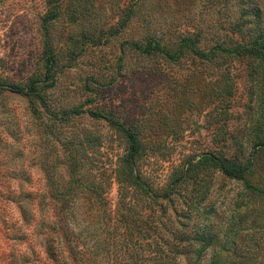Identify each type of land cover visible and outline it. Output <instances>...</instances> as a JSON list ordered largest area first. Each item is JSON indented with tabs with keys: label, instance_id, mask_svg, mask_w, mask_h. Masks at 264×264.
Instances as JSON below:
<instances>
[{
	"label": "rangeland",
	"instance_id": "374dc122",
	"mask_svg": "<svg viewBox=\"0 0 264 264\" xmlns=\"http://www.w3.org/2000/svg\"><path fill=\"white\" fill-rule=\"evenodd\" d=\"M5 83L0 264H264V0H0Z\"/></svg>",
	"mask_w": 264,
	"mask_h": 264
},
{
	"label": "trees",
	"instance_id": "16d2710c",
	"mask_svg": "<svg viewBox=\"0 0 264 264\" xmlns=\"http://www.w3.org/2000/svg\"><path fill=\"white\" fill-rule=\"evenodd\" d=\"M187 32V30L184 32V43H185V52H187L188 50L192 51V54H194V56L197 59L200 60H206V61H210V57L207 55H204L202 53V51L196 46L198 45L197 43V34L190 33ZM150 43H148L145 47H138V50H140L139 52L142 54H147L149 53L148 51H150ZM220 50V49H219ZM236 53L235 50H231L229 54H234ZM185 54V53H184ZM50 59V57H49ZM48 59V62H49ZM2 90H6L15 94H20L24 97H27L30 100H34V101H40L41 96L39 94V92L33 88V85H28L25 88L22 87H18L15 86V84H8L5 83L2 86L0 85V92H2ZM81 112V109H78L76 107L69 109V111L67 112H63L60 116L61 117H65V116H69L70 114H77ZM88 114L92 117H102L104 118L108 123H110L111 125H113L114 127H116V129H118L119 131H121L128 139L129 142V150L126 153V161L130 160L132 155L137 151V143L135 140V136L133 135V133L131 131H129L128 129L122 127L116 119L109 117V116H101L100 114H97L96 112H91L89 111ZM261 146H264V144H260ZM199 161L200 162H204V164H212L214 167L217 168V170H220L224 175L228 176V177H241L242 176V172L244 171V168L246 166V164L236 168L233 166H229L224 164V162H222L220 159H218V157H216L213 154L210 153H206L202 154L199 157ZM156 237V236H155ZM166 241V239H164ZM196 241L201 242V245L203 247L207 246L211 241H212V237H209L207 235L205 236H196L195 237ZM157 244V249L158 251L161 249V246L156 242ZM121 245V244H120ZM174 247L176 246V243L173 244ZM161 254V253H160ZM167 254L164 253L163 255L161 254V258H166ZM163 259H160L159 257H157L156 260V264L160 263V264H177V262L175 261V259L170 256L168 257L167 261H163ZM136 264V263H134ZM138 264H141V262H139ZM207 264H218V260L216 259V256H211L209 258V260L207 261Z\"/></svg>",
	"mask_w": 264,
	"mask_h": 264
}]
</instances>
